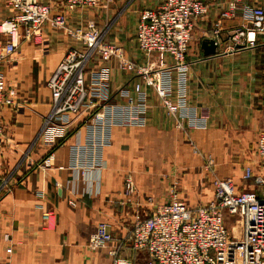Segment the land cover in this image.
I'll list each match as a JSON object with an SVG mask.
<instances>
[{
    "label": "crops",
    "instance_id": "1",
    "mask_svg": "<svg viewBox=\"0 0 264 264\" xmlns=\"http://www.w3.org/2000/svg\"><path fill=\"white\" fill-rule=\"evenodd\" d=\"M43 1L64 12L72 24L92 18H84L88 15L82 8L68 10L63 0ZM124 1L117 15L129 5L132 11L138 5H147L132 15V27L127 26V16L122 12L117 25L104 28L105 38L122 43L130 56L141 60L134 40L139 11L162 0H114L118 5ZM226 1H208L206 14L195 19L187 51V104L193 107L194 122L200 124L186 131L179 129L159 98L149 91L145 124L113 126L110 142L99 152L100 166L87 175L71 167L74 156L92 153L86 140L87 112L74 118L68 135L57 144L45 143L39 137L51 108L46 81L67 48L78 43L45 23L40 42L19 45L4 71L8 82L17 85L19 101L17 107L2 109L0 177L6 186L0 190V261L110 264L109 251L114 244L122 241L121 252L128 253L132 213L150 206L148 196L154 203L167 201L173 183L179 196L191 206L212 199L213 174L231 179L238 190L253 189L264 194V184L257 185L252 178L242 179L246 165L254 175L264 176L255 150L258 131L264 127V36L256 37L258 44L254 47L228 48L229 31L249 24L241 11L223 20L218 36H214V24ZM240 1L264 4V0ZM7 13L0 0V20ZM101 15H96L97 23ZM205 37L216 40L214 54H203L201 40ZM3 41L0 33V45ZM111 69L110 86L115 91L131 75L120 71L115 63ZM82 148L86 151L82 152ZM51 151V163L45 165L44 159ZM97 156L94 149L92 158ZM209 159L211 166L207 165ZM126 175L135 184L129 196L123 194ZM70 199L74 204L69 203ZM47 208L53 213L49 225L42 218ZM100 221L108 223L113 245L91 250L87 241Z\"/></svg>",
    "mask_w": 264,
    "mask_h": 264
},
{
    "label": "built area",
    "instance_id": "2",
    "mask_svg": "<svg viewBox=\"0 0 264 264\" xmlns=\"http://www.w3.org/2000/svg\"><path fill=\"white\" fill-rule=\"evenodd\" d=\"M2 1L8 13L0 20V33L4 36L0 45V137L4 132L2 109L17 107L19 101V89L8 82L3 60L10 59L24 41L40 42L45 23L62 30L78 45L67 48L46 81L51 108L44 117L39 137L45 143L57 144L68 135L74 118L87 112L86 140L92 153L74 156L71 167L76 173L87 175L100 166L99 152L110 142L113 126L145 124L149 91L159 98L179 129L186 131L187 127L200 124L194 122L193 107L187 104L186 57L195 19L206 14L209 0H162L156 6L142 8L134 34L141 60L130 56L122 44L106 39L105 30L93 18L72 24L64 12L54 10L48 1ZM103 1L106 0H63V3L73 11ZM238 11L249 24L229 31L228 48L254 47L258 44L256 37L264 36V4L227 0L218 14L213 34L218 36L222 21L234 17ZM112 63L131 75L115 91L110 86ZM94 149L98 156L93 159ZM255 150L264 168V127L258 131ZM50 159L52 151L45 157V165L51 163ZM207 165H213L211 159ZM251 178L257 185L264 184V176L254 175L246 165L242 179ZM212 183L214 193L207 203L189 205L173 183L167 201L154 203L148 196L150 206L132 213L129 246L145 255L142 264H264V194L253 189L238 190L231 179L216 174ZM5 184L0 177V190ZM134 191L133 178L126 175L123 194L129 196ZM69 203L74 201L70 199ZM225 214L238 220L235 235L226 229ZM42 218L45 225L51 224L52 210L45 209ZM113 241L108 223L100 221L87 246L91 250L103 249L112 246ZM122 246V241L112 246L110 264H136L134 257L121 254ZM0 264L7 263L0 261Z\"/></svg>",
    "mask_w": 264,
    "mask_h": 264
},
{
    "label": "rangeland",
    "instance_id": "3",
    "mask_svg": "<svg viewBox=\"0 0 264 264\" xmlns=\"http://www.w3.org/2000/svg\"><path fill=\"white\" fill-rule=\"evenodd\" d=\"M112 1H113L114 5H113ZM124 3H125V1L118 5V4H116L114 2V0H106V1H103L102 3H100L97 6L82 8V11L88 15V16H84V18H86V19L89 18V17H92V18L96 19V15H98V13H102L103 15H101V16H103V18L100 21H98L99 26H101L102 29H104V28L108 29L112 25L113 26L117 25V19L119 18L120 14L122 12H125L123 14V16H125V15L127 16V23H128L127 26H129V24H130V26L132 27L133 22L130 23V21L133 20L132 15L135 14L136 12H138V10L141 7L146 6L147 4L138 5V7L136 9H134L133 11L130 8L131 6L129 5L130 7L129 6L125 7V9L123 11H121L120 14L117 15L118 10L122 7V5H124ZM3 4L5 5L4 2H3ZM5 7H6V5H5ZM55 7L57 8L56 4H55ZM6 9H7V7H6ZM7 12H8V9H7ZM114 17H115V19H113ZM69 23H71V22L69 21ZM49 26L51 27V29H54L56 32L60 33L65 38L71 39L62 30L56 29L53 26H51L50 24H49ZM192 39H193V37H192ZM110 41H111V39H110ZM25 42L26 41H24L22 43H25ZM113 42H116V41H113ZM27 43H31V42H27ZM116 43H118V42H116ZM11 62H12V60H9V59H4L3 60L2 67H3L4 71L6 70V67H5L6 64L9 65V63H11ZM4 173H6V172H4ZM0 175H2V174H0ZM224 219H225V226H226V229H227L228 233L230 235H235L236 233H238V224H237L238 220H237V218L235 216H231V215L225 214ZM130 229H131V222H130L129 227H128V232H130ZM127 250H128L127 254L125 252H121V254L130 255V250L129 249H127ZM135 260H136V264H142V262L145 260V257H143L142 253H136L135 254Z\"/></svg>",
    "mask_w": 264,
    "mask_h": 264
},
{
    "label": "water",
    "instance_id": "4",
    "mask_svg": "<svg viewBox=\"0 0 264 264\" xmlns=\"http://www.w3.org/2000/svg\"><path fill=\"white\" fill-rule=\"evenodd\" d=\"M201 47L204 55L214 54L217 49L216 40L212 37H205L201 40Z\"/></svg>",
    "mask_w": 264,
    "mask_h": 264
},
{
    "label": "trees",
    "instance_id": "5",
    "mask_svg": "<svg viewBox=\"0 0 264 264\" xmlns=\"http://www.w3.org/2000/svg\"><path fill=\"white\" fill-rule=\"evenodd\" d=\"M128 247H129V250H130V255H126V256L135 258V254H136L135 250H133L129 245H128ZM143 257H145L144 254H143Z\"/></svg>",
    "mask_w": 264,
    "mask_h": 264
}]
</instances>
